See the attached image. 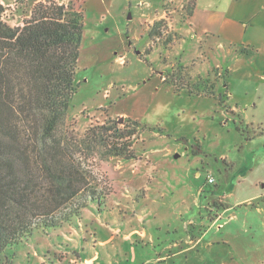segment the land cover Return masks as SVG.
Returning a JSON list of instances; mask_svg holds the SVG:
<instances>
[{
	"label": "rangeland",
	"instance_id": "rangeland-1",
	"mask_svg": "<svg viewBox=\"0 0 264 264\" xmlns=\"http://www.w3.org/2000/svg\"><path fill=\"white\" fill-rule=\"evenodd\" d=\"M1 1L4 7L2 19L10 27L23 26L36 5L34 0ZM55 1L63 4L71 2L84 13L75 75L76 93L67 111L65 127L80 136L91 125H105L108 128L115 122L118 126H113L115 129L108 134L118 136V130L125 128L119 124L124 119H132L146 126V129L123 140L132 145L135 159L124 160L94 154L93 158L89 157L86 161L99 178L107 181L110 189L100 207L90 205L79 217L72 218L68 223L49 232L34 231L19 246L9 249L4 257L0 256V264H51L54 260L62 262L61 264H140L141 257L148 251L155 256L150 246L137 244L131 249L127 244L123 248H117V237L103 231L96 222L90 223L91 218L84 214H101L99 222L116 228L118 235L122 232L129 234L132 239L139 230L158 233L155 229L158 221L153 216L141 219L133 212L136 211L133 209L134 198L142 195L141 192L145 193L147 184L144 179L142 187L136 188L138 186L132 180L137 169L160 168L159 175H154L158 177L157 180L162 181L166 174L169 189V184L174 185L171 183L170 172L175 171L176 176L184 177V168H188V178L192 181H195V175L200 174L203 179L212 177L214 182L223 175L228 181H232L230 177L233 170L229 166L231 163L241 167L254 162L259 166L256 170L259 173V170L264 169L260 168L264 163V148L257 139L261 135L249 142L247 136H251L254 129L255 134L261 131L258 128L261 125L254 124L253 129L248 122L245 125V121L244 125L234 122L235 125L231 120H222L219 114L205 103V99H198L209 97L214 88L220 112L224 109L231 112L222 106L227 95L226 69L216 68L206 50L200 52L198 45H187L184 43V34L179 33L180 28L185 27L190 18L188 13L195 0ZM138 17H147L151 21L142 24L145 36L142 37L141 34L136 44L141 61H137L133 53L126 55L127 58L123 55L115 57V53L123 51L124 47L130 49L129 43H132L124 34V26L122 34L117 32L115 26L120 22L128 23L131 30L136 28V32L140 33L141 27L136 26ZM155 22L160 24V36L149 39L148 34ZM168 41L170 43L165 45ZM145 43L147 46L143 48ZM186 47L188 50L185 54L183 49ZM184 54L189 56L188 62L183 58ZM218 57L217 54L213 59ZM114 59L117 63H114ZM185 87L188 89H184ZM189 90L200 95L188 93ZM224 113L227 114L226 111ZM243 113L245 117L244 110ZM228 114L232 116V112ZM126 130H132V127ZM202 135H205V141L202 140ZM255 149H258L256 154ZM226 158L232 162L226 161ZM162 183L164 184V181ZM122 193L128 200L119 199ZM235 197L242 198V192L239 191ZM137 206L138 211L146 212L143 203ZM216 215L217 213H208L201 225H194V221L187 223L189 247H196V237L206 230ZM224 221H228L227 218ZM85 223L88 225L90 238L80 244L83 252L80 256L72 252L66 253V249L62 247L65 243L60 240H65L64 235L75 234L79 230H82L78 232L79 235L86 236L83 226ZM91 229L97 233L98 245L90 241L95 238ZM53 234L55 241L61 236L58 246L48 242L51 246L43 247V238H50ZM188 256V261L182 258L180 264H197L193 258L195 251ZM71 260L74 262H70ZM247 262H251V259L243 264H248ZM261 263H264V258Z\"/></svg>",
	"mask_w": 264,
	"mask_h": 264
},
{
	"label": "trees",
	"instance_id": "trees-1",
	"mask_svg": "<svg viewBox=\"0 0 264 264\" xmlns=\"http://www.w3.org/2000/svg\"><path fill=\"white\" fill-rule=\"evenodd\" d=\"M3 12L0 3L1 257L34 231L49 232L90 205L100 207L110 189L86 161L94 154L135 159L123 140L146 129L132 119L119 124L125 128L118 136L108 134L115 122L91 125L80 136L65 127L76 93L82 10L71 2L40 1L21 27L7 25ZM159 25L153 24L149 39L160 36Z\"/></svg>",
	"mask_w": 264,
	"mask_h": 264
},
{
	"label": "crops",
	"instance_id": "crops-1",
	"mask_svg": "<svg viewBox=\"0 0 264 264\" xmlns=\"http://www.w3.org/2000/svg\"><path fill=\"white\" fill-rule=\"evenodd\" d=\"M40 1L44 0H34L33 3ZM146 22L151 21L147 17L146 19L137 18L136 26L141 27L140 33L136 32V28L131 30L128 23L120 22L115 26L119 34L123 33L122 26H124L126 38L132 41L131 44L129 43L130 49L124 47L123 51L115 53V57L120 55L126 57L133 53L136 55V60L141 61L136 44L141 34L142 37L145 36L142 24ZM179 33L184 34V43L187 45L193 43L198 45V51L206 50L216 68L226 69L227 95L224 97L222 106L229 109L232 116L228 114L231 112L223 107L224 110L220 112L221 108L215 100L214 88L213 96L198 97V99H205V103L209 104L222 120L241 122L242 125L245 122L247 125L248 122L253 129L254 124L261 125L258 126L261 131L255 134L254 129L251 136L248 134L247 140L254 141L258 135H261L257 139L264 148V0H195L194 11L186 22V26L180 28ZM146 46L147 43L143 48ZM183 50L186 54L188 49L186 47ZM217 54L219 57L213 59ZM184 57L186 62L190 60L188 55ZM116 61L114 59V63H117ZM202 136V140L205 141V135ZM257 151L258 149H255V154ZM227 158L226 161H228ZM229 166L233 170L230 177L232 181H228L223 175L212 184L206 181L207 177L203 179L202 174L195 175V181H192L188 178V168L183 170L184 177L176 176L175 171H171V183L174 185L169 184L170 189L166 182V174L162 177L164 184L154 175L155 173L159 175L160 168H138L132 181L137 184L138 189L142 187L144 179L147 184L145 193L141 192L142 195L134 198L133 209L136 211L133 212L141 219L153 216L158 221L155 225L158 233L151 230H139L132 239L129 234L122 232L118 235L116 228L99 222L101 214L94 215L89 212L84 215L91 218L90 223L96 222L103 231L116 236L117 248H123L127 244L131 249L132 246L134 249L137 244L150 246L155 256L148 251L141 257L140 264H180L182 258L188 261V254L194 251L193 258L197 264H238L237 262L243 264L250 259L252 263L247 262L248 264H264L261 263L264 258V169L259 170L258 173L256 170L259 166L254 162H251L249 166L245 164L238 167L236 163H231ZM260 168H264V163ZM239 191L242 192L243 197L237 199L235 196ZM126 198V195L122 193L119 199L125 201L128 200ZM139 203L145 205L146 212L138 211ZM208 213L212 215L217 213V217L207 225L204 232L196 237V247H189L187 223L194 221V225H201ZM226 218L228 221L225 222ZM83 226L86 236L79 235L78 232H82L79 230L75 234L64 235L65 240H60L61 236H56L57 241H55L53 234L50 238H43L41 245L51 246L52 242L58 246L60 240L65 243L62 247L66 249V253L72 252L80 256L83 252L80 244L90 238L88 225L85 223ZM90 231L95 237L90 241L98 245L96 231L94 229ZM61 263L58 260L51 262V264Z\"/></svg>",
	"mask_w": 264,
	"mask_h": 264
},
{
	"label": "built area",
	"instance_id": "built-area-1",
	"mask_svg": "<svg viewBox=\"0 0 264 264\" xmlns=\"http://www.w3.org/2000/svg\"><path fill=\"white\" fill-rule=\"evenodd\" d=\"M207 182H208L209 184H212V183L214 182V179H213L212 177H209L208 180H207Z\"/></svg>",
	"mask_w": 264,
	"mask_h": 264
}]
</instances>
